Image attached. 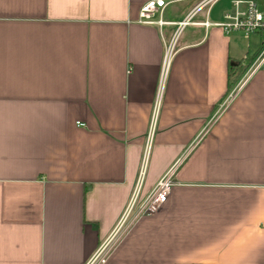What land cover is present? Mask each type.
<instances>
[{
    "label": "crops",
    "instance_id": "0c3cea01",
    "mask_svg": "<svg viewBox=\"0 0 264 264\" xmlns=\"http://www.w3.org/2000/svg\"><path fill=\"white\" fill-rule=\"evenodd\" d=\"M150 1L0 0V264H86L172 170L107 264H264L261 41L216 26L234 0L200 11L155 109L176 27L141 25Z\"/></svg>",
    "mask_w": 264,
    "mask_h": 264
},
{
    "label": "built area",
    "instance_id": "2783aa9c",
    "mask_svg": "<svg viewBox=\"0 0 264 264\" xmlns=\"http://www.w3.org/2000/svg\"><path fill=\"white\" fill-rule=\"evenodd\" d=\"M218 1L220 0H200L184 20L178 23H170L163 19L164 10L168 6L165 0H153L142 6L139 14V23L141 25L157 26L160 29L168 26L176 27L172 39L165 46L161 71V86L155 109H157L162 94V87L176 53L178 36L185 27L194 23V19L200 11L212 6ZM201 25L205 27L210 26L209 23H202ZM216 26L222 28L227 34L241 32L247 39L257 36L261 41V46L250 69V74L252 75L264 68V0H234L232 2V11L226 13L223 22L216 24ZM174 173L173 170L167 173L157 183L152 192L142 201H139L140 185L136 188L132 200L116 229L86 264H107L117 240L120 239L125 228L129 226L131 215L134 211H136L134 217L137 219L155 214L167 203L172 188L175 186Z\"/></svg>",
    "mask_w": 264,
    "mask_h": 264
},
{
    "label": "trees",
    "instance_id": "16d2710c",
    "mask_svg": "<svg viewBox=\"0 0 264 264\" xmlns=\"http://www.w3.org/2000/svg\"><path fill=\"white\" fill-rule=\"evenodd\" d=\"M239 64H240V63H238V65H239ZM240 65H241V64H240ZM240 74H241L240 72H236V73H235V77L238 78V77L240 76ZM231 81H232V80H231Z\"/></svg>",
    "mask_w": 264,
    "mask_h": 264
},
{
    "label": "rangeland",
    "instance_id": "374dc122",
    "mask_svg": "<svg viewBox=\"0 0 264 264\" xmlns=\"http://www.w3.org/2000/svg\"><path fill=\"white\" fill-rule=\"evenodd\" d=\"M224 1L226 2V1H230V0H224Z\"/></svg>",
    "mask_w": 264,
    "mask_h": 264
}]
</instances>
